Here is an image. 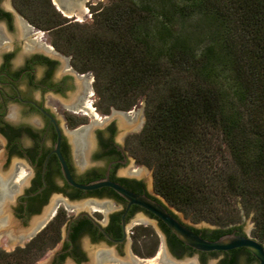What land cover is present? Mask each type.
<instances>
[{
    "label": "trees",
    "instance_id": "16d2710c",
    "mask_svg": "<svg viewBox=\"0 0 264 264\" xmlns=\"http://www.w3.org/2000/svg\"><path fill=\"white\" fill-rule=\"evenodd\" d=\"M12 2L75 69L91 71L99 112L143 99L132 145L157 195L188 219L233 224L250 213L251 234L264 241V0H168L156 9L105 0L83 23L66 22L49 0ZM162 226L174 252L188 248ZM133 229L132 250L150 255L155 237ZM139 240L150 249L140 252ZM42 248L31 240L0 249V264H31ZM240 253L253 259L237 247L217 264H236Z\"/></svg>",
    "mask_w": 264,
    "mask_h": 264
},
{
    "label": "water",
    "instance_id": "95a60500",
    "mask_svg": "<svg viewBox=\"0 0 264 264\" xmlns=\"http://www.w3.org/2000/svg\"><path fill=\"white\" fill-rule=\"evenodd\" d=\"M50 1L60 17L82 22L89 17L91 0ZM54 52L16 16L10 0H0V90L8 98L32 103L50 119L53 152L64 180L81 189L109 186L194 250L243 247L255 264H264V241L251 234L250 214L233 224L188 219L156 197L149 174L123 149L125 136L140 123L142 101L131 112L99 113L90 75L70 67L68 57ZM159 255L169 264H198L195 257H174L163 240ZM125 259L139 264L146 258L129 252Z\"/></svg>",
    "mask_w": 264,
    "mask_h": 264
},
{
    "label": "flooded vegetation",
    "instance_id": "af4514ba",
    "mask_svg": "<svg viewBox=\"0 0 264 264\" xmlns=\"http://www.w3.org/2000/svg\"><path fill=\"white\" fill-rule=\"evenodd\" d=\"M10 1L16 16L22 17L23 23L41 37L42 32ZM54 55L68 57L69 66L73 67L68 55L57 49ZM81 72L89 75L87 71ZM0 102L3 107L0 114V239L4 238L3 244H8L6 240L11 245L22 243L21 246L31 240L39 241L42 247L49 243L50 253L42 250L41 254H46V264L130 263L125 257L132 253L134 226L137 222L145 225L153 222L174 257L195 253L198 264H203L206 257L211 258L209 264L218 263L223 255L220 250L198 251L185 245L191 251L185 248L174 252L167 242L163 223L140 206L127 204L109 186L81 189L68 184L53 152L55 131L50 119L32 103L8 98L1 90ZM130 111L110 108L105 113ZM137 132L125 136L123 149L151 176L150 167L139 160L133 149L132 137ZM126 242L127 251L124 250ZM157 259L169 264L162 255ZM239 259L243 264H255L254 258L246 262L241 253L236 264Z\"/></svg>",
    "mask_w": 264,
    "mask_h": 264
},
{
    "label": "rangeland",
    "instance_id": "374dc122",
    "mask_svg": "<svg viewBox=\"0 0 264 264\" xmlns=\"http://www.w3.org/2000/svg\"><path fill=\"white\" fill-rule=\"evenodd\" d=\"M50 1V0H49ZM53 1V0H52ZM133 1H137V2H140V3H142L143 5H147V6H149V7H154L155 9L158 7V5H160V4H165L168 0H133ZM54 2V1H53ZM105 2V0H97V3H96V5H98V3L99 4H103ZM50 3H51V1H50ZM92 5H95V2H94V0H91V1H89L88 2V12H89V17H88V19L85 21V22H89L90 21V17H91V8H90V6H92ZM54 7V6H53ZM55 9V8H54ZM59 14H60V11H57ZM147 18H148V27H150L152 24H153V22H154V19L152 18V16H147ZM64 19H66V22H69V23H72V22H74V23H83L82 21H78V20H74V19H69V18H65L64 17ZM35 26V25H34ZM35 27H37V26H35ZM39 30H40V32H42V36H41V39L45 42V43H47V44H50V45H52L51 44V33L49 32V31H47L46 29H43V28H40V27H37ZM53 46V45H52ZM54 47V46H53ZM55 48V47H54ZM56 49V48H55ZM58 51H60V50H58ZM60 52H62V51H60ZM62 53H64V52H62ZM64 54H66V53H64ZM66 55H68V54H66ZM69 56V55H68ZM85 71H87L88 73H89V75H90V79L92 78V73H91V71L90 70H85ZM95 95V94H94ZM95 99H96V96H95ZM140 101H142V104H141V119H140V123H139V125L136 127V129L134 130V132H137L139 129H140V127L142 126V123H143V121H144V115H143V99L140 97V98H138L130 107H129V109H131V111H132V107H133V105H135V104H137V103H139ZM130 111V112H131ZM150 179H151V176H150ZM169 206V205H168ZM169 207H171V206H169ZM172 209H174L173 207H171ZM175 210V209H174ZM175 211H177V210H175ZM178 213H180L181 215H183L180 211H177ZM248 214H250V213H248ZM184 216V215H183ZM185 217V216H184ZM187 218V217H186ZM241 218H242V216H241ZM241 218L239 219V221L241 220ZM250 220H251V214H250ZM136 223V222H135ZM136 224H138V225H140L141 227H143V226H145V227H147V229H148V231L149 232H151L149 235L150 236H154L155 237V239H156V247H155V249L154 250H157L156 251V253L153 255V256H151V254L150 255H148V256H142V255H140V254H138V253H135L132 249H131V252L135 255V256H137L138 258H146L144 261H142L141 263H139V264H162V263H160V261H158V259H157V261H155L154 259H152L154 256H158L159 255V245H160V242H161V239H162V235H161V233L156 229V227L154 226V223L153 222H151L150 223V225H145V224H143V223H141V222H137ZM135 225V224H134ZM251 228H252V220H251ZM4 238H2V240H3ZM139 239H143L142 237H140ZM2 240L0 239V249L1 250H3V251H10V250H12L15 246H17V245H20L21 246V244L22 243H19V244H14V243H12V245H11V241H7L6 240V242L8 243V245H5V244H3V242H2ZM144 241V240H143ZM137 245L139 246L138 248H139V251L140 252H145V251H147V250H149L150 249V247H148V244L146 243V245H144V244H142L141 243V240H139V241H137ZM46 246V247H45ZM146 246V247H145ZM127 247H128V244H127V242L125 243V245H124V250L125 251H127ZM42 250H43V252H46L47 254L48 253H50V245H49V243H47L46 245H44L43 246V248H42ZM42 250L38 253V255L35 257V259L32 261V263L31 264H46V261H45V259H46V254L44 255V256H41V254H42ZM195 256V253H192L191 255H189L188 257L189 258H193ZM210 261H211V258L210 257H206V259H205V262L203 263V264H209L210 263ZM105 264H128V263H119V262H111V263H109V262H106ZM237 264H243V261L241 260V259H239L238 260V263Z\"/></svg>",
    "mask_w": 264,
    "mask_h": 264
},
{
    "label": "bare ground",
    "instance_id": "6f19581e",
    "mask_svg": "<svg viewBox=\"0 0 264 264\" xmlns=\"http://www.w3.org/2000/svg\"><path fill=\"white\" fill-rule=\"evenodd\" d=\"M53 1H54V0H53ZM53 1H52V2H53ZM53 3H54V2H53ZM4 244H5V245H8V244H6L5 242H4ZM152 259H154L155 261H157V256H154ZM160 263H161V262H160ZM128 264H132V263H128ZM162 264H163V263H162Z\"/></svg>",
    "mask_w": 264,
    "mask_h": 264
}]
</instances>
